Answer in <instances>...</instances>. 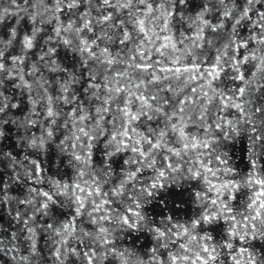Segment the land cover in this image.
I'll return each mask as SVG.
<instances>
[{"label":"snow or ice","instance_id":"1","mask_svg":"<svg viewBox=\"0 0 264 264\" xmlns=\"http://www.w3.org/2000/svg\"><path fill=\"white\" fill-rule=\"evenodd\" d=\"M39 2L21 9L28 29L0 35V164L11 172L0 174V205L13 229L0 225V257L34 264L43 236L54 264H132L118 242L147 234L148 264H217L209 231L222 220L232 264H264L247 244L264 238V0ZM11 15L22 18L0 4V25ZM238 138L242 181L224 151ZM53 151L68 179L48 175ZM181 179L204 186L187 226L147 210ZM14 184L22 198L8 194ZM241 188L252 190L243 212L231 206Z\"/></svg>","mask_w":264,"mask_h":264},{"label":"water","instance_id":"2","mask_svg":"<svg viewBox=\"0 0 264 264\" xmlns=\"http://www.w3.org/2000/svg\"><path fill=\"white\" fill-rule=\"evenodd\" d=\"M35 2V10L37 12L42 10V5L40 4L39 0H28L27 4H24L21 2V0H17V3L19 4V8H17L14 5H9L7 3V0H0V4L4 8H8L12 12H18L21 19H17L16 15H11L6 17L4 23L0 25V35L3 34L5 28L7 27H15L18 31L20 30H26L30 27L28 17L25 15L21 9L27 8L29 12L33 10L32 5ZM44 3L47 4L48 0H44ZM95 15V13H93ZM176 27L180 29V31L185 32L186 34L191 35L192 32L188 29V26L184 22L177 21ZM183 25V26H182ZM47 31L50 32L51 26H46ZM175 31V28H174ZM217 46H219V43L217 42ZM205 54L211 58L214 55V52L205 46ZM58 57H63V50L61 49L58 52ZM246 75L247 70L245 69ZM45 75L51 78L50 74L45 72ZM220 83L221 88H230L234 86L239 85V81L235 82V84L231 80H222ZM8 87V93L10 94L13 90L10 86L6 85ZM261 92H264V89L261 90ZM255 104L260 105L261 102V94L256 93L253 97ZM235 143V148L229 146L228 148L224 149V151L228 152L229 160L228 165L232 167L236 173H238L237 176H235V179L238 181H242L248 174V168H247V158H246V151H245V141L241 138H238ZM261 164H264V159L260 161ZM45 167L48 169V175H56L57 178L59 176H64L65 179H68V176L72 174L71 169L68 167L66 163L61 162V157L57 156L55 152L51 154V158L46 159L44 161ZM260 173H264V169H258L257 170ZM67 173V175H65ZM0 174H3L5 181L7 182L8 177L11 175L10 170L6 169L3 164H0ZM215 182V181H214ZM203 185L198 184L195 181H189L181 179L179 183L175 186H172L165 190V192H162L161 195L164 198L165 205L161 206L160 204L156 203L155 201L153 204L149 205L147 210L149 213H151L154 217L163 218L165 216H172L173 221L175 223L188 225L192 220L198 218L199 213L201 212L202 208L200 203L196 200V198L192 195L193 192H199L203 190ZM22 192L23 188L19 184H14L9 189V195L13 197H20L22 198ZM244 193H247L248 195H251L252 190L247 188H241L237 195V199L231 202V206L233 207L234 211L243 212L244 211V205L247 202V196L244 195ZM13 207V210L15 208V205H11ZM239 219V216L237 217ZM11 221V217L8 215V212L4 209L3 205H0V225L4 229H7L8 231L13 230L12 228H9V223ZM79 225V221H77ZM217 227L215 228V231H209V234L213 236L212 243L217 244V250L219 252V260L217 264H232V261L230 258H228V251L225 249L219 248V242L223 239L225 235L226 225L224 221H217ZM84 227L87 229L88 225L87 223L84 224ZM207 227V226H206ZM197 232H200V229L197 228ZM203 235L204 233H200ZM139 240L133 242V240H124L121 242H118L121 247L129 249L131 252L135 253V257L133 258L132 264H139V262L142 260L144 261V264H148V257L146 253L148 252V249L150 246L154 245V241L151 240V237L147 234H138ZM71 243V242H70ZM234 246L238 247L239 244H236L234 241ZM244 243V242H241ZM248 245H251L249 247V251H255L258 253H264V238H257L251 241L247 242ZM52 245L51 242H45V238L43 236H40L37 242V249L40 253L39 257L35 260L34 264H54L53 258L51 256V249ZM21 251L20 255H27V252L24 250V245H20ZM235 253H233L234 255ZM0 264H13V262L9 259L8 256L0 257ZM66 264H77V261L74 257L69 256L68 260L66 261Z\"/></svg>","mask_w":264,"mask_h":264}]
</instances>
